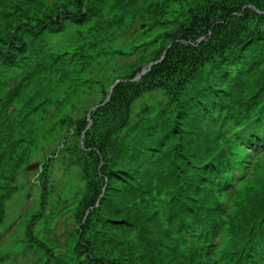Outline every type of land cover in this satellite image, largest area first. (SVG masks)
<instances>
[{
	"label": "rangeland",
	"instance_id": "obj_1",
	"mask_svg": "<svg viewBox=\"0 0 264 264\" xmlns=\"http://www.w3.org/2000/svg\"><path fill=\"white\" fill-rule=\"evenodd\" d=\"M244 2L264 10V0H85L101 10L76 24L64 14L80 13L81 0H0V264H181L155 235L145 204L114 188L122 182L102 195V174L109 163L138 170L147 159L130 164L134 145L157 130L164 139L178 108L194 143L198 125L225 116L222 100L233 106L264 91V12L242 9ZM231 88L236 98L227 100ZM216 89L207 112L196 106ZM247 186L232 200L229 216L244 221L232 245L264 215L254 210L264 170ZM168 189L149 199L165 229ZM132 214L148 222L153 241L140 221L119 220ZM190 258L186 264H204Z\"/></svg>",
	"mask_w": 264,
	"mask_h": 264
},
{
	"label": "trees",
	"instance_id": "obj_2",
	"mask_svg": "<svg viewBox=\"0 0 264 264\" xmlns=\"http://www.w3.org/2000/svg\"><path fill=\"white\" fill-rule=\"evenodd\" d=\"M84 2L85 0H81L82 9L80 13L64 15L68 19L71 18V21L76 24H85L92 17L97 16L101 8L94 6L96 4H90L89 8H86ZM247 7L248 10L258 13L264 12V10L259 11L251 8L249 4L244 2L242 9ZM237 13L230 12L228 18ZM225 19L226 17L213 23L208 28L207 33L200 36L201 39L198 37V40L205 39L214 26L225 22L227 20ZM62 24V20L58 21L59 27H56V31L63 27ZM30 32L33 37L40 33L37 29H31ZM255 41L256 38L250 43ZM14 46L15 49L20 48L17 45ZM238 49L241 47L235 50ZM15 51L17 52V50ZM11 54H13L12 51ZM223 78L227 79L226 75L220 79L223 80ZM214 82L217 83V81ZM214 82H210L212 86ZM218 89L209 91L207 93L208 99L206 101L199 100L196 106L204 105L203 109L207 112L208 105L210 106L208 100L212 98L214 92L217 93ZM261 89L258 88L256 93L244 100L240 99L239 103H232L233 106H226L222 100L217 112L221 113L219 111L221 109L225 111V116L220 117L213 124L198 125L196 127L197 138L194 143H192V135L188 130L190 128L186 129V125H184L187 120V111L182 112L178 108L168 124L171 132L164 139L159 138L161 130H157L147 137V134L144 135L141 137V141L134 145V150L137 153L132 154L133 158L130 164L136 166V160L142 155L147 159L138 170L132 171L130 165L126 167L130 171L123 170L124 167L116 169L115 163L106 165L102 174L105 178L102 195L104 196L111 189L108 184L112 181L122 182L120 187L117 185L114 188L125 189L127 192L125 195L130 196L132 200H138L145 204L146 211L143 212L148 213H146L149 216L148 222L150 219L153 220L150 221V226L154 228L155 235L158 234L160 237L159 233H161L166 238L164 247L181 264L188 263L190 257L196 262L200 261L204 264L211 262L212 264H264V222L262 223L264 215L253 220L249 226L247 225L244 232L241 233L245 235L237 245L231 244V238L238 229L239 231L242 230L241 226L244 221L240 225V219L229 216L232 200L240 195H243V198L249 188L247 182L253 175L264 170V91L260 92ZM233 91L234 88H231L224 98L227 100L236 98L232 95ZM210 93L212 95H209ZM209 116H214V112ZM199 122L201 119L196 124ZM174 135H177V138H174ZM167 139L172 146L169 145L168 148L164 149L165 145L163 144L162 147L161 142H167ZM182 140H185V143H182ZM229 147H232L230 149L232 159L228 163L226 158ZM117 152L118 150L114 151L115 154ZM171 152L173 153L170 159ZM179 158H184L188 166L181 168L177 166L175 160L180 161ZM159 161L163 163L158 165L157 162ZM145 166L144 175L140 176V169ZM155 188H169L167 193L170 198L166 203V229L157 217V209L149 202V199L154 195ZM200 192L206 194L200 195ZM103 196L100 198L101 200H103ZM257 200L254 210L264 213L263 197ZM245 202L246 200L243 203ZM136 216L132 214L130 217L125 216L119 220L127 223L140 221L143 235L153 241V237L147 233L149 229L146 223L148 222L142 220L140 215L137 218ZM103 218L106 220L108 217ZM133 224L138 225L139 223ZM217 235L221 237V242L218 243L220 248L218 247L216 253L212 255L208 249L211 246L205 245L207 248L204 249L202 242L206 241L208 236ZM160 242L164 243V240L161 238ZM179 249L188 251L190 254L185 255ZM94 256L96 255L89 251L88 258ZM99 259L101 258L99 257ZM126 262L132 263L129 258ZM98 264H120V262L106 263L101 261ZM149 264L155 263L151 261Z\"/></svg>",
	"mask_w": 264,
	"mask_h": 264
},
{
	"label": "water",
	"instance_id": "obj_3",
	"mask_svg": "<svg viewBox=\"0 0 264 264\" xmlns=\"http://www.w3.org/2000/svg\"><path fill=\"white\" fill-rule=\"evenodd\" d=\"M202 37H200V39H201ZM149 66H150V64H149ZM144 72V71H143ZM38 166V162H36V163H34V164H32V165H30L29 167H28V169H34V168H36Z\"/></svg>",
	"mask_w": 264,
	"mask_h": 264
}]
</instances>
